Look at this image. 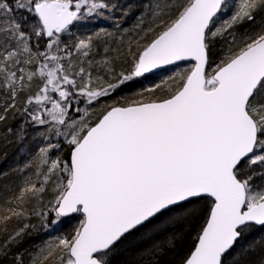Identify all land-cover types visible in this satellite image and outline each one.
I'll return each mask as SVG.
<instances>
[{
    "label": "snow or ice",
    "instance_id": "6c2138e0",
    "mask_svg": "<svg viewBox=\"0 0 264 264\" xmlns=\"http://www.w3.org/2000/svg\"><path fill=\"white\" fill-rule=\"evenodd\" d=\"M0 141V264H264V0H0Z\"/></svg>",
    "mask_w": 264,
    "mask_h": 264
},
{
    "label": "trees",
    "instance_id": "16d2710c",
    "mask_svg": "<svg viewBox=\"0 0 264 264\" xmlns=\"http://www.w3.org/2000/svg\"><path fill=\"white\" fill-rule=\"evenodd\" d=\"M152 80H148L144 82V86L147 83H151ZM19 150V146L15 143L5 144L0 141V172H5L9 170L15 163H17L16 156ZM12 177L9 176L8 179ZM5 181H0V183H4ZM40 239V237H34L29 240H26L25 246H30L35 240ZM187 247V245H185Z\"/></svg>",
    "mask_w": 264,
    "mask_h": 264
},
{
    "label": "rangeland",
    "instance_id": "374dc122",
    "mask_svg": "<svg viewBox=\"0 0 264 264\" xmlns=\"http://www.w3.org/2000/svg\"><path fill=\"white\" fill-rule=\"evenodd\" d=\"M103 21L101 22V24L103 25ZM128 23H131V18H129V20L128 21H126V24H128ZM151 83H152V81H151ZM151 83H147V84H145V86H147L148 84H151Z\"/></svg>",
    "mask_w": 264,
    "mask_h": 264
}]
</instances>
